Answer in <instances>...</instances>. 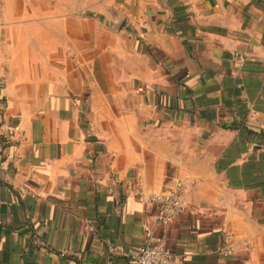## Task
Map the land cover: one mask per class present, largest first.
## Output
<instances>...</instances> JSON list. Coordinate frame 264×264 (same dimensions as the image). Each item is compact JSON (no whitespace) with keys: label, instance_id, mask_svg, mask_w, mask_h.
<instances>
[{"label":"crops","instance_id":"crops-1","mask_svg":"<svg viewBox=\"0 0 264 264\" xmlns=\"http://www.w3.org/2000/svg\"><path fill=\"white\" fill-rule=\"evenodd\" d=\"M0 125V264H264V0H0Z\"/></svg>","mask_w":264,"mask_h":264},{"label":"built area","instance_id":"built-area-1","mask_svg":"<svg viewBox=\"0 0 264 264\" xmlns=\"http://www.w3.org/2000/svg\"><path fill=\"white\" fill-rule=\"evenodd\" d=\"M245 62V56L241 53H235L233 63L236 68L241 69ZM16 130L7 125H0V159L4 150L10 146L16 139ZM258 145L250 143L249 149L254 151ZM264 152V147L259 148ZM111 179L106 193L112 195L116 185L118 184L117 174H110ZM189 191V185L183 181H176L174 187L165 193L150 194L143 189V194L147 196L150 203L157 206V212L153 217V225L158 227H167L176 219L181 217L186 209V195ZM233 237L226 234L222 238L221 244L216 248V254L221 258H229L232 255ZM247 248L250 243L246 244ZM119 250L120 247L113 246V251ZM128 256L133 264H172L173 254L165 238L158 236L154 228L150 224L143 226V245L136 250L128 251Z\"/></svg>","mask_w":264,"mask_h":264},{"label":"water","instance_id":"water-1","mask_svg":"<svg viewBox=\"0 0 264 264\" xmlns=\"http://www.w3.org/2000/svg\"><path fill=\"white\" fill-rule=\"evenodd\" d=\"M122 22H123L122 19H117L116 28H120V26L122 25Z\"/></svg>","mask_w":264,"mask_h":264}]
</instances>
